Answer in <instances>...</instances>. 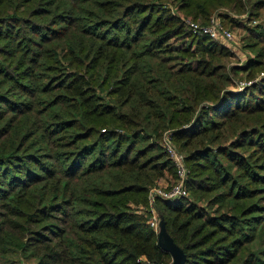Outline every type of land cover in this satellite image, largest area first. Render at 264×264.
<instances>
[{"label":"trees","instance_id":"16d2710c","mask_svg":"<svg viewBox=\"0 0 264 264\" xmlns=\"http://www.w3.org/2000/svg\"><path fill=\"white\" fill-rule=\"evenodd\" d=\"M167 2L201 23L220 7L264 10L0 0V264H169L144 209L161 179L177 180L167 131L196 201L155 202L185 264H264V18L233 64Z\"/></svg>","mask_w":264,"mask_h":264},{"label":"rangeland","instance_id":"374dc122","mask_svg":"<svg viewBox=\"0 0 264 264\" xmlns=\"http://www.w3.org/2000/svg\"><path fill=\"white\" fill-rule=\"evenodd\" d=\"M165 5L171 9V12L173 14L178 15L180 18L184 19L185 21L187 19L192 20L191 18H188L184 14H182V12H178L177 10H175L174 5H172L170 2H167ZM224 13H227L229 15L228 17H233V18L237 19L239 24L234 25V24L229 23L228 20L223 19L222 15ZM263 15H264V10H261L260 14L257 17L249 18V14L247 11L244 13H239L237 11L231 10L228 7H220V8H218V10H216L214 13H212L210 15V18L217 16L216 18L219 19L223 29L229 30L231 32L232 37L230 39H224L220 36V39L216 40L219 43H221L223 46H225L231 53H233V57H231L229 60L230 63L241 64L246 60L248 55H252V52L249 50V48L244 47V44L247 41V36L249 35L246 26L257 27L258 24L263 22V18H264ZM260 74H261V72H260ZM234 78L237 81L236 87H238L240 85V82L245 81V78H242V77H234ZM166 134L169 137H171V135L168 134V131L164 133V135H166ZM164 135H163V137H164ZM161 141H162L161 143L163 146V138L161 139ZM171 141H172L174 148L177 151V153L183 157V164H184L185 169H186V175H185V180H186L187 176H188V168H187L185 161H184V153L181 150H179L177 144H175L172 139H171ZM176 175H177V180H178L179 176L177 174V169H176ZM171 180H172L171 177L168 179H166V178L161 179L159 181V183L155 186L160 185L163 188L168 189L175 183V182H172ZM157 198H155V200ZM180 198H182V197H180ZM185 198H187L188 200H195V198L192 196V194L189 191H188V195ZM155 200L152 202V204H149V206H147L146 208L144 207V209H148L151 212L153 210L152 214L161 218L162 214H161L160 210L158 209ZM199 203H204V200L199 201ZM158 229H157V231H158ZM21 262H22V264H36L35 261H25L23 259L21 260Z\"/></svg>","mask_w":264,"mask_h":264},{"label":"built area","instance_id":"2783aa9c","mask_svg":"<svg viewBox=\"0 0 264 264\" xmlns=\"http://www.w3.org/2000/svg\"><path fill=\"white\" fill-rule=\"evenodd\" d=\"M216 17H211L206 23L189 19H187L185 22L188 29L194 34L207 35L214 40H219L220 36L224 39H230L232 37L231 32L229 30L223 29L219 19ZM248 83L249 82L242 81L240 82L238 88H242ZM168 134L170 133L168 132ZM163 147L166 150L169 158L174 163L179 179L168 189H165L160 185L151 188L148 195L149 204H152V202L157 197H161L163 199H177L180 197H186L188 195V190L185 186L186 169L183 164V157L177 153L171 141V137H169L167 134L163 137ZM152 213L148 219V223L157 231L159 228L160 217H157Z\"/></svg>","mask_w":264,"mask_h":264},{"label":"water","instance_id":"95a60500","mask_svg":"<svg viewBox=\"0 0 264 264\" xmlns=\"http://www.w3.org/2000/svg\"><path fill=\"white\" fill-rule=\"evenodd\" d=\"M157 243L171 255L169 264H185L187 256L167 231L165 221L162 217L160 218L159 229L157 231Z\"/></svg>","mask_w":264,"mask_h":264},{"label":"crops","instance_id":"0c3cea01","mask_svg":"<svg viewBox=\"0 0 264 264\" xmlns=\"http://www.w3.org/2000/svg\"><path fill=\"white\" fill-rule=\"evenodd\" d=\"M163 182V181H162Z\"/></svg>","mask_w":264,"mask_h":264}]
</instances>
